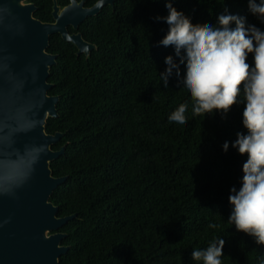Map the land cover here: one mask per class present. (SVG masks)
Here are the masks:
<instances>
[{"label":"trees","instance_id":"obj_1","mask_svg":"<svg viewBox=\"0 0 264 264\" xmlns=\"http://www.w3.org/2000/svg\"><path fill=\"white\" fill-rule=\"evenodd\" d=\"M29 1L35 18L52 21V0ZM172 2L192 26L214 23L225 7L256 22L245 0ZM165 12L164 0L104 5L78 27L97 47L88 57L58 33L49 38L56 63L48 94L59 101L45 130L61 133L52 149L64 146V153L50 165L55 177H66L49 200L58 216L75 214L58 229L68 246L59 264H194L192 248L217 237L225 241L221 264H259L264 255V247L226 221L228 189L238 186L245 159L231 146L235 133L245 131L243 104L223 115L194 116L189 107L183 127L167 123L190 101L175 80L163 87L158 74L171 49L156 43L166 25L153 17Z\"/></svg>","mask_w":264,"mask_h":264},{"label":"clouds","instance_id":"obj_2","mask_svg":"<svg viewBox=\"0 0 264 264\" xmlns=\"http://www.w3.org/2000/svg\"><path fill=\"white\" fill-rule=\"evenodd\" d=\"M245 5L255 23L249 22L245 14L229 12L225 7L216 14L214 23L192 26L172 0H164L165 14H156L153 19L166 25L156 43L171 49L158 73L162 85L167 88L169 81L175 80L190 101V105L186 102L175 108L168 116V124L183 127L189 107L194 116L214 111L223 115L234 103L243 104L240 123L245 131L235 133L231 146L245 159L238 186L233 184L228 189L226 221L237 232L251 237L254 244L264 247V0H245ZM30 79L35 84L36 68L30 70ZM48 99L43 81L22 97L25 130L43 127ZM48 147L47 142H41L20 154L25 160L21 180ZM220 147L227 151L229 141L224 140ZM224 243L223 237L212 239L204 247L192 248L190 258L194 264H221ZM259 264H264V255Z\"/></svg>","mask_w":264,"mask_h":264},{"label":"water","instance_id":"obj_3","mask_svg":"<svg viewBox=\"0 0 264 264\" xmlns=\"http://www.w3.org/2000/svg\"><path fill=\"white\" fill-rule=\"evenodd\" d=\"M52 1V21L42 22L33 16L36 6L29 0H0V264H59L68 246L61 244L66 234L58 229L75 217L58 216V207L49 200L66 177H55L50 165L64 153V146L53 150L61 133L45 130L48 117H57L59 101L58 96L48 94L52 84L47 79L56 55L47 49L50 36L58 33L77 48V54L88 57L97 47L83 38L78 27L114 0H97L91 6H85L84 0H70L64 6ZM33 68L38 70L35 84L44 82L49 99L43 127L25 130L20 104L35 87L30 79ZM41 142L48 143L47 151L21 180L25 160L20 154Z\"/></svg>","mask_w":264,"mask_h":264}]
</instances>
